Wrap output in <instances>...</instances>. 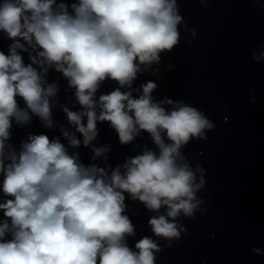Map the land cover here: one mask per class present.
<instances>
[{
  "label": "clouds",
  "instance_id": "1",
  "mask_svg": "<svg viewBox=\"0 0 264 264\" xmlns=\"http://www.w3.org/2000/svg\"><path fill=\"white\" fill-rule=\"evenodd\" d=\"M183 22L178 0H0V33L11 41L7 54L0 50V264H156L162 246L153 237L171 248L188 235L180 218L206 213L198 196L206 171L194 168L184 149L207 140L214 122L183 100H157L153 80L133 86L180 43ZM50 70L74 90L78 110L55 99ZM109 80L118 86L97 97ZM58 105L70 126H60L67 144L45 132H27L18 148L12 143L14 128L33 117L56 127ZM103 123L121 145L146 132L155 149L112 167L111 146L93 143ZM81 146L92 163L70 151ZM126 201L155 213L147 221L153 235L134 247ZM252 252L264 256L260 247Z\"/></svg>",
  "mask_w": 264,
  "mask_h": 264
}]
</instances>
